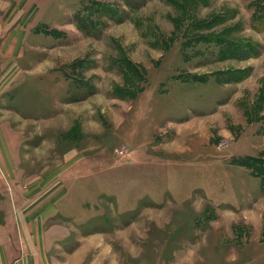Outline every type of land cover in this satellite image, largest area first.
Wrapping results in <instances>:
<instances>
[{"label":"rangeland","instance_id":"374dc122","mask_svg":"<svg viewBox=\"0 0 264 264\" xmlns=\"http://www.w3.org/2000/svg\"><path fill=\"white\" fill-rule=\"evenodd\" d=\"M10 33L57 259L264 264V0H0Z\"/></svg>","mask_w":264,"mask_h":264},{"label":"crops","instance_id":"0c3cea01","mask_svg":"<svg viewBox=\"0 0 264 264\" xmlns=\"http://www.w3.org/2000/svg\"><path fill=\"white\" fill-rule=\"evenodd\" d=\"M28 3L22 6L24 13ZM3 44H0V264H77L78 256L63 263L52 253L54 242L50 233L57 227V212L52 208L59 205L62 191L57 195V187L53 185L49 186L48 194L47 178L30 175L29 158L47 153L27 147L30 122L22 115L16 117L14 112L15 91H24V79L31 77L30 70L25 68L26 38L19 42L10 33Z\"/></svg>","mask_w":264,"mask_h":264}]
</instances>
